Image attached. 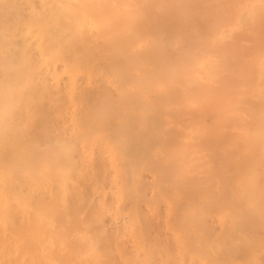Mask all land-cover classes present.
I'll list each match as a JSON object with an SVG mask.
<instances>
[{
    "label": "bare ground",
    "instance_id": "bare-ground-1",
    "mask_svg": "<svg viewBox=\"0 0 264 264\" xmlns=\"http://www.w3.org/2000/svg\"><path fill=\"white\" fill-rule=\"evenodd\" d=\"M262 76L264 0H0V264H229Z\"/></svg>",
    "mask_w": 264,
    "mask_h": 264
},
{
    "label": "rangeland",
    "instance_id": "rangeland-1",
    "mask_svg": "<svg viewBox=\"0 0 264 264\" xmlns=\"http://www.w3.org/2000/svg\"><path fill=\"white\" fill-rule=\"evenodd\" d=\"M262 78H264V76H262ZM262 82L261 83H258V84H255L253 86H251L250 88V92L247 94L248 96H251V97H263L264 96V80L261 79ZM214 97V96H213ZM240 113V112H239ZM259 113H263L264 114V104L262 105L261 107V110ZM209 120L211 121V123L213 124L216 120V116L215 114H211L210 116H208ZM209 121V122H210ZM200 123V122H199ZM199 123L197 122V124L199 125ZM199 128V126H198ZM237 128H234L233 129V132L237 135ZM218 132H216L217 134ZM220 133V132H219ZM218 133L217 136H220ZM215 134V135H216ZM216 136V137H217ZM261 136V137H260ZM260 139L258 138V140L255 139L254 142H256V144H254L253 141H248V143H246V147L245 145H243L245 147V149H241V153L239 152H235L234 153V156L235 155H238V156H232V160H231V155H230V148L229 149V153H228V149H226V147H228V142L227 145L225 147V145H222L221 142L218 140L219 137L217 138H214V136H212L211 138L212 139H216L218 142L219 141V145L221 144L220 148L221 149V153H220V159L224 157H222L223 155H221L222 153L225 154L227 157H230V162L231 164H228L227 161H229L228 159H225L227 161H225V164L228 166H230L226 172H224L223 170H221L222 172H220L221 174H216V170L219 169L217 168L215 170V173H208V175L204 172H206L208 170V167L213 169L212 167H215L214 164H218L219 163H215L211 160V158H214V156H212L213 154L216 156L217 154V151H215V146L218 145V143L214 144L213 142H210V145H208L207 147V144H209V142H207L208 140H206L205 145H206V149L209 148V150L211 149V154H209L206 150L204 152L203 148L204 146L202 145V150H203V157L208 155L207 158L208 160L210 159L212 163V165H210L209 163V166L205 168L206 171H203V169L201 168V170H197L198 171H201V175L198 176L199 179H201L202 177L205 178V176H208L209 180H210V175H212V180L211 182H207L205 181V185H211L212 184H216V188L213 187H210V188H214V190H211L212 191V194L216 195V199L218 201V204H220L219 206L220 207H216L218 206V204H214V205H211L208 204L211 207H215V208H221V205H225L226 207L222 206L223 209L221 211H218V215L217 212L214 210V209H211L214 210V216H219L220 214H222L223 212H225L226 216H227V219H228V223H229V229L231 230L230 231V234H233L231 235V237L233 236L234 238V241L233 239H231V242H234L233 244H230V250H229V256L231 258H229V264H264V131H261L260 132ZM200 140V138H198ZM262 139V141H261ZM225 140V139H224ZM215 141V140H213ZM222 141V140H221ZM258 141L260 143H258ZM223 142V141H222ZM253 142V143H252ZM203 143V144H204ZM207 143V144H206ZM224 143V142H223ZM224 143V144H226ZM252 143L250 146H248V144ZM215 146H214V145ZM218 145V146H219ZM209 146H214L213 150L212 148H210ZM217 146V147H218ZM256 148L255 150L252 149L250 150L252 147L253 148ZM243 147V148H244ZM249 147V148H247ZM215 149V150H214ZM218 149V148H217ZM198 150V149H197ZM201 149L199 148V151ZM223 150H225V152L227 154H229L230 156H228ZM199 151H197V160L202 158V156L199 157L200 154ZM219 151V150H218ZM232 152V151H231ZM233 153V152H232ZM239 153V154H238ZM211 155V156H210ZM225 156V157H226ZM245 156V157H244ZM238 157V158H237ZM206 158V157H205ZM207 158L205 160H207ZM217 159V158H216ZM219 159V158H218ZM205 160L203 161V159L199 162V163H203L202 165L205 166V163H207V161L205 162ZM236 160H238L236 162ZM214 161H215V158H214ZM224 161V160H223ZM220 162L221 164H223L224 162ZM205 162V163H204ZM219 162V161H217ZM236 162V164H235ZM224 164V165H225ZM235 164V166H234ZM201 165V164H199ZM207 165V164H206ZM202 166V167H203ZM218 167V166H217ZM223 169H225L224 166H222ZM209 169V170H211ZM222 169V168H220ZM217 170V171H220ZM208 170V171H209ZM211 170V171H213ZM207 171V172H208ZM200 173V172H198ZM206 174V175H205ZM217 175L221 178H217ZM214 177L216 179V182L214 180ZM207 177L205 178L208 179ZM221 180L222 181L226 180V184L223 183L222 181H218V180ZM203 180V178L201 179ZM199 182H202L200 180L197 179V183H198V187H199V195L201 196L202 194V198H205V202L207 204V201L211 204L213 202L212 199H210L211 197H213L214 195H211L210 192H207L204 190V189H207L209 188V186H207V188L203 185V183H199ZM204 182V180H203ZM201 184V185H200ZM225 184V185H223ZM203 185V186H202ZM223 186H225L226 188V191L228 190L227 192H225V189H223ZM205 187V188H203ZM222 187V188H221ZM209 188V190H210ZM219 188V189H218ZM222 189L224 190L223 193H221ZM228 193V195H227ZM225 195V199L222 195ZM227 195V197H226ZM210 196V197H208ZM223 197V198H222ZM215 198V197H213ZM216 203L217 201L214 200ZM207 205V208H209ZM225 208H226V211H225ZM219 212H222L219 214ZM211 213V214H213ZM231 261V262H230Z\"/></svg>",
    "mask_w": 264,
    "mask_h": 264
}]
</instances>
